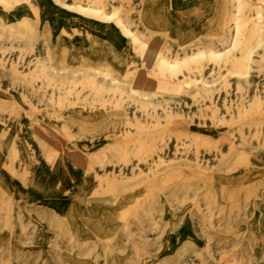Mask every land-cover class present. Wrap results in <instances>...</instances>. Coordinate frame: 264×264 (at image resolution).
<instances>
[{
    "label": "rangeland",
    "instance_id": "obj_1",
    "mask_svg": "<svg viewBox=\"0 0 264 264\" xmlns=\"http://www.w3.org/2000/svg\"><path fill=\"white\" fill-rule=\"evenodd\" d=\"M209 1L179 11L198 17ZM140 3L0 0V166L22 184L0 186V233L12 232L0 264H264V0H227L224 37L183 45L148 30ZM44 35L130 42L132 55L122 72L68 64ZM75 108L101 109L99 127L117 129L83 131ZM60 152L82 158L91 197L115 209L106 238L28 183V163Z\"/></svg>",
    "mask_w": 264,
    "mask_h": 264
},
{
    "label": "bare ground",
    "instance_id": "obj_2",
    "mask_svg": "<svg viewBox=\"0 0 264 264\" xmlns=\"http://www.w3.org/2000/svg\"><path fill=\"white\" fill-rule=\"evenodd\" d=\"M198 2L199 0H141L139 16L148 30L152 32L167 30L171 36L179 39V45L191 43L195 38L203 34L215 36L219 39L224 37L228 11L227 0H210L209 9L198 17L180 13V7L189 10L194 8ZM239 18V16L236 17L238 32L240 26ZM262 27L263 23L259 22L256 24L255 29L260 31ZM124 28L128 35L132 33L127 27ZM45 37L49 39L55 58L68 64H75L83 56H87L90 59H106L111 66L122 72L132 55L130 42L121 49L108 40L103 42L94 39L84 40L78 36L52 39L47 37V35ZM157 43L156 40L148 44L143 42L142 46L146 56H156L159 53ZM202 54L203 52H200L193 55V57L199 58ZM212 55L219 56L217 52H212ZM251 55L252 53L249 49L244 58L249 61ZM245 67H247V73H249L248 64H245ZM101 114V109L88 111L75 108L70 112V119L78 125V128L86 132H93L94 130L96 132L98 128L96 133L103 138L106 134L115 132L117 125L111 120L99 127ZM207 121L210 120L207 119ZM90 148H92L90 145L86 147L87 150ZM0 167H2L0 168L1 188L10 193L12 190L10 185L14 184L15 190H19L22 184L7 173L3 166ZM27 170L30 173L28 183H34L35 186L43 190L45 192L44 196L50 195L49 199L52 202L50 204L56 205V207L53 205L55 212L64 215L72 222H87L94 234L101 238H106L113 232L116 224L115 209L104 201L91 197L92 184L90 178L84 172L83 161L78 154L60 152L52 164H48L42 159L38 163H28ZM65 196H72L74 202L66 200ZM120 203L121 200L119 201ZM57 205L60 207H57ZM11 233L6 231L0 233V240L2 242L9 240ZM17 237L19 239V235Z\"/></svg>",
    "mask_w": 264,
    "mask_h": 264
},
{
    "label": "crops",
    "instance_id": "obj_3",
    "mask_svg": "<svg viewBox=\"0 0 264 264\" xmlns=\"http://www.w3.org/2000/svg\"><path fill=\"white\" fill-rule=\"evenodd\" d=\"M166 31V30H165ZM166 32H168V31H166ZM203 35H206V34H203Z\"/></svg>",
    "mask_w": 264,
    "mask_h": 264
}]
</instances>
